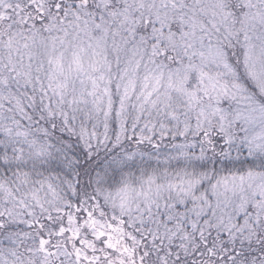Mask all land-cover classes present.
I'll return each instance as SVG.
<instances>
[{
    "label": "snow or ice",
    "instance_id": "1",
    "mask_svg": "<svg viewBox=\"0 0 264 264\" xmlns=\"http://www.w3.org/2000/svg\"><path fill=\"white\" fill-rule=\"evenodd\" d=\"M0 264H264V0H0Z\"/></svg>",
    "mask_w": 264,
    "mask_h": 264
}]
</instances>
